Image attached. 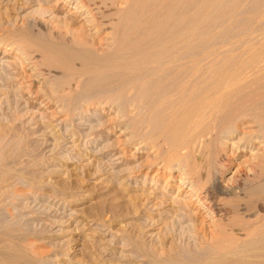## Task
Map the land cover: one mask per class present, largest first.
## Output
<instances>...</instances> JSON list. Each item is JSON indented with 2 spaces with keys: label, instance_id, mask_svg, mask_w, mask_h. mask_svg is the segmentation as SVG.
<instances>
[{
  "label": "rangeland",
  "instance_id": "obj_1",
  "mask_svg": "<svg viewBox=\"0 0 264 264\" xmlns=\"http://www.w3.org/2000/svg\"><path fill=\"white\" fill-rule=\"evenodd\" d=\"M89 1L103 32L75 41L66 22L84 20L62 0H0V264H264V193H252L264 189V0ZM161 27L174 68L115 73ZM248 98L254 110L238 132L203 143L197 104ZM177 161L205 190L216 175L258 166L262 179L241 174L212 200L219 243L213 229L188 242L177 217L163 216L189 203ZM181 214L192 229L198 211Z\"/></svg>",
  "mask_w": 264,
  "mask_h": 264
},
{
  "label": "bare ground",
  "instance_id": "obj_2",
  "mask_svg": "<svg viewBox=\"0 0 264 264\" xmlns=\"http://www.w3.org/2000/svg\"><path fill=\"white\" fill-rule=\"evenodd\" d=\"M64 3H65V5L67 6H71L72 7V12H73V14H75L76 15V18L77 19H80L81 17H82V20H84L83 22H84V25L85 26H79L78 27V25H75V24H71V23H69V22H66L67 23V26L70 28V32L69 33H71L72 34V37H73V39L75 40V41H79L80 39H86V36H85V34H84V32L83 31H85V32H91V31H96L95 32V34H96V36L97 35H99V34H101V32H103V31H101V29H102V25L99 23V20H98V18H97V16H96V14H95V11H96V9H95V7L93 6V2H92V4H90L91 2L89 1V0H62ZM93 1V0H92ZM184 1V0H183ZM90 2V3H89ZM179 2V1H178ZM175 3H177V1L175 2ZM174 3V4H175ZM173 3H172V5H174ZM188 4V3H187ZM95 5V4H94ZM185 5V4H184ZM183 6V5H182ZM177 7V6H176ZM178 8V7H177ZM173 9V8H172ZM174 10V9H173ZM173 10H171L172 11V13H173ZM175 12V11H174ZM84 17V18H83ZM103 26H106V25H103ZM165 27V26H164ZM167 27V26H166ZM158 31H163V29H162V27L161 28H159V30H157L156 32H154V34H150L148 37L146 36L145 37V42L149 45L148 46V48L149 49H147V50H136V49H134V50H131L130 52H125V53H127L128 55H129V57L127 58V57H125L123 54V56H121V59L123 60V62H122V60L120 61V62H122V63H118L119 64V66H117L116 67V72L115 73H122V72H124L125 71V73H127L128 71L127 70H131V69H134V68H138V69H143V67H145V66H151V65H154L155 67V69H157V70H155L154 69V71H157L158 72V68L160 69V68H162V65H164V64H162L163 62L165 63V64H167V65H173V68H174V66H175V64H174V61H173V59L174 58H172L173 57V53H170V55L169 56H167L165 53H168V51L167 50H165V49H168L169 47L170 48H172V47H174L173 45H172V42L171 41H167V40H165V39H163L162 38V36L160 35V33H158ZM159 34V35H158ZM67 36V35H66ZM109 40V39H108ZM81 41V40H80ZM78 44V43H77ZM172 45V46H171ZM169 48V49H170ZM175 48V47H174ZM142 49V48H141ZM168 49V50H169ZM163 50H165V51H167V52H165V51H163ZM171 50V49H170ZM169 50V51H170ZM120 51V50H119ZM119 51L118 50H116V51H114V53L111 55V58L113 57V58H115V59H117L118 58V60H120L119 58H120V55L121 54H119ZM173 51H175V50H172V52ZM171 52V51H170ZM163 54H165L167 57H164V55ZM174 54H176V52H174ZM126 55V54H125ZM179 55V54H178ZM127 56V55H126ZM175 56V55H174ZM124 58V59H123ZM175 58H177V57H175ZM108 59V58H107ZM114 59V60H115ZM174 60H176V59H174ZM180 63V62H179ZM159 64H162L161 65V67H159ZM178 64V63H177ZM183 64V63H182ZM186 64V63H185ZM184 64V65H185ZM107 65V64H106ZM105 65V66H106ZM186 66V65H185ZM103 67V66H102ZM191 67V66H190ZM146 68V67H145ZM144 68V69H145ZM148 68V67H147ZM153 68V67H152ZM165 68V69H164ZM185 67H183V69H184ZM106 69V67H104V70ZM110 69V68H109ZM163 69H164V71L166 70H168V72H169V70L171 69V66H170V69H166V65H165V67L163 66ZM101 70V69H100ZM148 70V69H147ZM149 70H150V68H149ZM172 70V69H171ZM185 70V69H184ZM193 70V69H192ZM102 71H103V68H102ZM101 71V72H102ZM106 71V70H105ZM108 71V70H107ZM143 71V70H142ZM163 70H162V73L164 72ZM176 73H177V71L176 70H174ZM179 71V70H178ZM243 71V70H242ZM94 72V71H93ZM97 71H95V73H96ZM98 72H99V70H98ZM97 72V73H98ZM153 72V71H152ZM151 72V73H152ZM160 72V71H159ZM175 72H174V74H175ZM165 73V72H164ZM173 73V72H172ZM196 73V72H195ZM194 73V74H195ZM94 74V73H93ZM101 74H104V71L101 73ZM100 74V75H101ZM124 74V73H123ZM144 74V73H143ZM150 74V73H149ZM153 74H156V73H153ZM95 75V74H94ZM136 75V74H135ZM147 76H148V73L146 74ZM176 75V74H175ZM201 75V74H200ZM158 76V75H157ZM162 76H164V75H162ZM172 76V75H171ZM174 76V75H173ZM172 76V77H173ZM103 77V76H102ZM102 77H100V78H102ZM137 77V76H136ZM161 77V76H160ZM165 77V76H164ZM169 77H170V75H169ZM171 77V78H172ZM191 77V76H190ZM148 78V77H147ZM152 78H153V76H152ZM170 78V79H171ZM135 79V78H134ZM140 79V81H139V86H138V88H142L143 87V85H144V83H146V81H145V77H143V79L142 78H139ZM159 79V78H158ZM161 79H163L162 77H161ZM174 79V78H173ZM154 80V79H153ZM168 81V80H167ZM170 81V80H169ZM161 82H162V80H161ZM165 82V81H164ZM169 83V82H168ZM170 83H172L173 84V82H170ZM148 84H150L149 82H148ZM146 85V84H145ZM158 85V84H157ZM202 85V84H201ZM255 85V84H254ZM147 86V85H146ZM145 86V87H146ZM149 86V85H148ZM249 86V85H248ZM134 87V86H133ZM150 87V86H149ZM259 87H260V85H259ZM148 88V87H147ZM174 88V87H173ZM185 88V87H184ZM197 88V87H196ZM142 89H144V88H142ZM168 89V88H167ZM178 90V89H177ZM189 90V89H188ZM138 91L140 92V90L138 89ZM145 91V90H144ZM167 91V90H166ZM168 91H170V90H168ZM179 91V90H178ZM171 92V91H170ZM173 92V91H172ZM176 92V91H175ZM239 92V91H238ZM262 92V91H261ZM192 93V92H191ZM220 93V92H219ZM225 93V92H224ZM252 93V92H251ZM262 93H264V92H262ZM215 94H216V92H215ZM234 94V93H233ZM257 94V93H256ZM255 94V95H256ZM179 95V94H178ZM254 95V94H253ZM165 96H167L166 94H165ZM171 96H172V94H171ZM180 96V95H179ZM214 96V95H213ZM236 96V95H235ZM235 96H234V98H235ZM259 96H260V94H259ZM170 97V96H169ZM178 97V96H177ZM215 97H217V96H215ZM220 97V96H219ZM243 97V96H242ZM242 97H241V99H242ZM245 97V96H244ZM247 97V96H246ZM249 97V96H248ZM254 97V96H253ZM257 97V96H256ZM261 97V96H260ZM163 98V97H162ZM232 98H233V95H232ZM158 99V98H157ZM206 99V98H205ZM207 99H208V97H207ZM213 99V98H212ZM211 99V100H212ZM240 99V100H241ZM253 99V98H252ZM252 99H250V98H248V99H246L245 101H243V102H245L244 104L243 103H241V104H211V102H210V104H197V107H196V110L193 112V116L191 115V113L189 114V115H191L192 117H195V119H196V123H195V129H198V128H200V127H202L203 125H204V123L206 122V126L205 127H203L204 128V130H203V132L200 134H198V135H200V137H202V138H204V140H206V142H203V143H206L210 148L211 147H215L216 145H217V143L223 138V137H229V136H231V135H234L235 133H237L238 132V130H236V123L237 122H239L242 118H244L245 116H246V114L248 113V112H250L254 107H253V102L250 104L249 102H250V100H252ZM255 99H257V98H255ZM161 100H163V99H161ZM168 100V99H167ZM188 100V99H187ZM215 100V99H214ZM214 100H213V102H214ZM236 100V99H235ZM239 100V101H240ZM242 100H244V99H242ZM241 100V101H242ZM166 101V100H165ZM205 101V100H204ZM216 101H217V99H216ZM220 101V100H219ZM221 101H223V100H221ZM254 101V100H253ZM177 102V101H176ZM208 102V101H207ZM160 103L162 104V102L160 101ZM202 103V102H201ZM249 103V104H248ZM255 103V102H254ZM152 105V104H151ZM165 105V104H164ZM172 105V104H171ZM170 104H169V106L172 108V106H171ZM185 105V104H184ZM184 105H182V108L184 107V110L186 109L185 108V106ZM188 105V104H187ZM187 105H186V107H187ZM195 105V104H194ZM255 105V104H254ZM154 104H153V108H154ZM158 106V105H157ZM156 106V107H157ZM165 106H167V105H165ZM181 106V105H180ZM190 106V105H189ZM188 106V107H189ZM121 107V106H120ZM156 107H155V109H156ZM178 107V106H177ZM192 107H193V105H192ZM159 108H160V106H159ZM161 108H162V106H161ZM167 108H169V107H167ZM181 108V107H180ZM174 109L176 110V108H175V106H174ZM174 109H172V110H174ZM193 109H195V108H193ZM153 110V109H152ZM167 110H169V111H171L170 109H167ZM166 110V111H167ZM188 110V109H187ZM254 110V109H253ZM252 110V111H253ZM155 111V110H154ZM177 111H179V110H177ZM188 111H190V110H188ZM255 111H256V109H255ZM153 112V111H152ZM183 112H185V111H183ZM160 113V112H159ZM153 114V113H152ZM155 114V113H154ZM157 114V113H156ZM161 115H162V113H160ZM168 114V113H167ZM179 114V113H178ZM177 114V115H178ZM180 114H181V112H180ZM186 114V113H185ZM165 115V114H164ZM156 116V115H155ZM185 116V115H184ZM158 117V116H157ZM163 117L164 116H162L161 118L163 119ZM186 117H188L187 115H186ZM192 117L190 118V119H192ZM123 118V117H122ZM160 118V117H159ZM174 118V117H173ZM148 119H150L151 121H153V120H155L154 119V117H153V119H151V117H149ZM168 119V118H167ZM187 119V118H186ZM189 119V118H188ZM189 119V120H190ZM194 119V120H195ZM160 120V119H159ZM261 120V119H260ZM264 120V119H263ZM257 121H259V119L257 120ZM124 122V121H123ZM192 122V121H191ZM125 123H126V121H125ZM194 123V122H193ZM235 124V128H234V126H232V124ZM241 123V122H240ZM172 124V123H171ZM233 124V125H234ZM244 124V123H243ZM254 124V123H253ZM173 125V124H172ZM231 125V126H230ZM127 126V125H126ZM232 127V128H228V127ZM243 126V125H242ZM260 127V126H259ZM190 128H191V126H190ZM194 129V130H195ZM127 130H130V127L128 126L127 127ZM190 129H188V131H189ZM193 130V131H194ZM187 131V132H188ZM190 132V131H189ZM200 132H201V130H200ZM123 134H128V133H123ZM188 134V133H187ZM195 134H197V133H194V136H195ZM248 136V135H247ZM196 137H198V136H196ZM199 137V138H200ZM244 137H245V135H244ZM189 138V137H188ZM195 138V137H194ZM246 138V137H245ZM198 139V138H197ZM224 139V138H223ZM242 139V141H243V137L241 138ZM241 139H239V142L241 141ZM257 139H259V141H260V138L259 137H257ZM191 140V139H190ZM253 140V139H252ZM255 140V139H254ZM137 141V140H136ZM131 142V141H130ZM188 142V141H187ZM191 142V141H190ZM261 142H263V141H261ZM132 143V142H131ZM141 143H144V142H142L141 141ZM250 143H251V141H250ZM258 143V142H257ZM136 144V143H135ZM236 144V143H235ZM238 144V143H237ZM241 144V143H240ZM263 144V143H262ZM222 145V144H221ZM206 146V145H205ZM232 146H236V145H232ZM231 146V147H232ZM251 146H253L252 144H251ZM143 147H145L144 145H142V146H140L139 148H137V149H142ZM194 148V147H193ZM249 148V147H248ZM212 149V148H211ZM234 149V148H233ZM245 149L246 148H244V150H242V148L241 147H238V146H236L235 147V151L234 152H239V151H241V152H243V153H245ZM217 150V149H216ZM251 151H252V148L250 149ZM214 151V150H213ZM233 152V153H234ZM247 152V151H246ZM208 153V152H207ZM159 154V153H158ZM215 154V153H214ZM242 154V153H241ZM257 155V154H256ZM256 155H254V156H256ZM164 156V155H163ZM192 156V155H191ZM261 156V155H260ZM179 157V156H178ZM227 157V156H226ZM258 157V156H257ZM182 158H184V157H182ZM256 159V158H255ZM255 159H254V161H255ZM259 159V158H258ZM223 160V159H222ZM261 160V159H260ZM179 161V160H178ZM177 161V162H178ZM257 161V160H256ZM255 161V162H256ZM259 161V160H258ZM175 162V161H174ZM188 162V161H187ZM184 163L185 162H183V161H180V162H178L176 165H175V167H177V168H175V169H177V170H175L174 171V173L175 172H177L178 173V175H180L181 174V177H180V186H184V187H186V189H187V191H186V197L189 199V203H182L181 201H175V202H173V203H175V204H172L168 209H164V210H162L164 213H165V215H163V216H166L167 214H172V215H175L176 217H177V219H178V223H179V226L181 227V229L183 230V229H185L186 231H184V235H186V237H188V238H186L187 239V241L189 240L190 242H192L193 240L192 239H194L193 237H192V235H195V233H197V234H199V233H201L200 231L202 230H206V231H210V230H212L213 229V231H215V233L213 234V231H212V234H210V235H212V238H213V240H217V238L219 237V235H221V232H222V229H224V227L222 228L221 226V224H218V222H219V215L221 216V214H220V209H218V207H217V204L215 203V202H212V200L213 199H215V197L216 196H218V195H228L229 193H231L230 191H231V189H232V187H234L233 185H235L234 183H236V181H237V179H240V178H238L239 176H241L242 177V175H246L247 176V174L250 172V173H252L251 175H253L254 176V178L253 179H255V178H257L256 176H255V174L256 173H258L256 170L258 169L257 167V165H256V167L255 166H253V165H251V164H249V166H247L248 167V169L247 170H245L244 168H242V167H239V168H237L236 169V171H234L233 173H232V175L229 177V178H225L224 176H220L219 177V175H216V177H214V179H213V183H212V185L211 186H209L210 188L209 189H204V187L201 185V183L195 178V177H193L192 175H191V173H188V170H186V167H185V165H184ZM253 163V162H252ZM258 163V162H257ZM244 164V163H243ZM223 165V164H222ZM240 166V165H239ZM263 166V165H262ZM154 167V166H153ZM188 167H190L189 165H188ZM245 167H246V165H245ZM193 168V167H192ZM257 168V169H256ZM163 169H164V171L165 170H168V168L164 165L163 166ZM172 169V168H171ZM223 170V169H222ZM190 171V170H189ZM263 171V170H262ZM261 171V172H262ZM256 172V173H255ZM242 174V175H241ZM250 176V175H249ZM248 176V177H249ZM261 176H264V174H262ZM244 177V176H243ZM178 178V177H177ZM176 178V179H177ZM259 178H261L260 176H259ZM259 178H257V179H259ZM262 179V178H261ZM237 184V183H236ZM181 187H179V189H180ZM250 192V191H249ZM180 193V192H179ZM252 193H254L253 194V196L254 195H256V194H262L263 195V193H264V189H261V188H259V187H254V189L252 190ZM252 196V197H253ZM187 204V205H186ZM191 205L192 207H194L195 208V210H197L198 211V215H194L195 217V219H194V222H193V224L194 225H192V229H190V230H187L186 229V227H184V225H185V223H187L188 221H190L191 220V216L189 217L188 215H182L181 214V212H182V210H184L186 207H188V205ZM216 204V205H215ZM235 205V204H234ZM240 206V205H239ZM153 207V206H152ZM159 208V207H158ZM237 208V207H236ZM155 209V208H154ZM249 209V208H248ZM236 210V209H235ZM155 211V210H154ZM184 214V213H183ZM250 214V213H249ZM248 215V214H247ZM239 216V215H238ZM168 217V216H167ZM249 217V216H248ZM247 217V218H248ZM190 218V219H189ZM176 219V220H177ZM196 220V221H195ZM243 220V219H242ZM193 221V220H192ZM191 221V222H192ZM231 221V220H230ZM251 222V221H250ZM244 224V223H243ZM251 225V224H250ZM244 226V225H243ZM211 228V229H210ZM227 229V228H226ZM253 229V228H252ZM247 230V229H246ZM211 232V231H210ZM248 232V231H247ZM196 234V235H197ZM251 234H252V231H251ZM208 236V235H207ZM250 236V235H249ZM252 236V235H251ZM151 237V236H150ZM221 237V236H220ZM196 240V239H195ZM234 240V239H233ZM188 241V242H189ZM213 242H216V241H213ZM217 243H219L218 242V240H217ZM217 243H215L216 245H217ZM223 243V242H222ZM234 243V242H233ZM239 243V242H238ZM241 243V242H240ZM240 243H239V245H240ZM226 244V243H225ZM251 244V243H250ZM215 245V246H216ZM221 244H219V246H220ZM218 246V245H217ZM223 246V245H222ZM231 246V245H230ZM221 247V246H220ZM224 247V246H223ZM228 247V246H227ZM235 247V246H234ZM237 247H239L238 245H237ZM215 249V248H214ZM243 250V249H242ZM35 251V250H34ZM238 255V254H237ZM241 255V254H240ZM7 260V259H6ZM241 260V259H240Z\"/></svg>",
  "mask_w": 264,
  "mask_h": 264
}]
</instances>
